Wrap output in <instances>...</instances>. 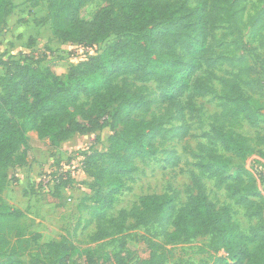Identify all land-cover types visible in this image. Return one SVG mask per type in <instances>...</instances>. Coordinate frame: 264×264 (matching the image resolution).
<instances>
[{"label": "trees", "instance_id": "trees-1", "mask_svg": "<svg viewBox=\"0 0 264 264\" xmlns=\"http://www.w3.org/2000/svg\"><path fill=\"white\" fill-rule=\"evenodd\" d=\"M88 1L49 2V29L55 40L77 45L113 38L103 55L89 56L71 66L64 80L29 64H1L5 72L0 75V264H23L20 259L25 254L27 264H98L93 252L78 251L65 241L33 244L35 250L29 254L32 241L19 225L24 215L1 198L9 183V169L27 164L29 133L57 146L75 134L108 128L107 150L86 153L81 160L83 173L93 183L94 196L88 199L95 206L91 210L97 222L94 237L102 240L109 236L103 225L113 221L106 222L105 217L124 180L136 172L137 160L155 156L156 140L164 134L161 123L136 118L149 111L145 97L116 81L131 78L137 84H155L159 92L156 102L176 112L180 127L170 133L181 140L189 131L185 113L193 100L208 95L219 61L237 73L220 81V113L212 116L209 131L203 136L208 144L228 154L235 166L230 168L229 160H223L208 164L206 172L231 177L236 183V204L257 221L249 231L250 239L232 222L226 208L217 209L208 200L196 175L191 178L194 194L180 208L170 193L147 195L120 215L132 221L131 228L148 221L169 227L171 231L164 229L162 233L166 245L210 236L213 253H222L211 264H264V197L242 165L257 152L251 139L235 131L240 123L253 130L264 126L260 103L263 86L259 72L248 64L246 56L213 59L220 29L221 37L230 38L236 50L242 45V4L246 0H104L106 6L91 22H85L78 13ZM11 9L12 0H0V32ZM250 26L254 35H260L264 8ZM82 96L90 98L88 105L80 103ZM255 144L264 148V137L256 135ZM248 242L257 245L255 251L249 250ZM126 245L123 242L118 252L108 254L107 263L127 264L130 253ZM152 249L150 264H164L170 257L161 245Z\"/></svg>", "mask_w": 264, "mask_h": 264}, {"label": "rangeland", "instance_id": "rangeland-1", "mask_svg": "<svg viewBox=\"0 0 264 264\" xmlns=\"http://www.w3.org/2000/svg\"><path fill=\"white\" fill-rule=\"evenodd\" d=\"M51 1L12 0L7 23L0 32V75L5 72L1 64L16 61L43 71L47 69L64 80L71 66L89 56L103 55L105 47L114 41L110 38L107 41L95 40L77 45L55 40L49 29L47 14V5ZM105 6L104 0H90L82 6L78 17L82 21L91 22ZM263 8L264 3L255 0H246L242 4L245 23L242 45L236 50L230 45V38L225 40L221 37L223 31L220 29L213 44V59L246 56L248 64L254 65L259 72L258 79L264 92V28L260 35H254L250 26ZM236 73V69L219 61L208 95L193 100L185 113L189 131L181 140L173 138L170 133V130L180 127L176 112L156 102L159 92L155 84H137L131 78L116 81L117 85L125 83L145 97L150 105L149 111L147 114L136 115V118L161 123L164 134L156 140L155 156L149 160H137L136 172L124 180V187L115 197L112 210L106 214L105 221L111 220L113 223L103 225L109 236L102 240L94 237L97 222L91 216V210L95 206L88 199L94 196L93 183L80 170V161L86 153L107 150L110 136L108 128L94 133L75 134L57 146L50 145L47 140L37 139L34 133L29 134L27 164L18 168L20 171L9 170V184L1 195L5 204L17 206L24 212L19 225L28 232L27 238L32 241L29 254L35 250L33 244L65 241L73 244L78 251L93 252L98 264H108L107 255L118 252L124 242L130 253L127 264H150L153 245L163 246V250L170 255L164 264H211L212 259L222 253H213L210 236L166 245L162 233L164 229L171 231L169 227L163 228L154 221H148L142 226L131 228L132 221L124 220L120 215L122 211L127 212L137 204L140 197L147 195L170 193L180 208L194 194L191 183L193 175L200 178L208 200L217 209L226 208L232 222L250 239L249 231L256 226L257 221L246 208L236 204L233 195L236 183L231 177L222 178L206 172L208 164H220L223 160H229L228 167L235 166V161H231L228 154L218 146L208 144L203 135L209 131L212 116L220 113V81ZM243 79L239 80L242 82ZM80 103L88 105L90 98L82 96ZM260 103L264 120V95ZM235 131L251 139L257 152L248 156L242 165L253 176L264 197V148L255 144L256 135L264 137V126L253 130L240 123ZM248 248L253 252L257 245L248 242ZM20 260L27 264L28 254Z\"/></svg>", "mask_w": 264, "mask_h": 264}, {"label": "crops", "instance_id": "crops-1", "mask_svg": "<svg viewBox=\"0 0 264 264\" xmlns=\"http://www.w3.org/2000/svg\"><path fill=\"white\" fill-rule=\"evenodd\" d=\"M6 23H7V22H6ZM31 133H33V132H31ZM31 133H29V134H31ZM29 134H28V137H29ZM34 134H35V133H34ZM35 136H36V135H35ZM36 138H37V137H36ZM24 167H25V166H24ZM21 168H23V167H21ZM16 169H17L18 171H20L18 168H15V170H16ZM9 170H10V169H9ZM8 172H9V171H8ZM20 178H21V177H20ZM8 179H9V175H8ZM8 184H9V183H8ZM5 190H6V189H5ZM5 190H4V191H5ZM2 194H3V193H2ZM6 205H7V204H6ZM7 206H8V205H7ZM8 207H10V206H8ZM10 208H12V209H16V210H19V211L22 212L23 215H24V212L21 210V208H19V207H17V206H16V207H12V206H11Z\"/></svg>", "mask_w": 264, "mask_h": 264}, {"label": "built area", "instance_id": "built-area-1", "mask_svg": "<svg viewBox=\"0 0 264 264\" xmlns=\"http://www.w3.org/2000/svg\"><path fill=\"white\" fill-rule=\"evenodd\" d=\"M82 160V159H81ZM80 170L82 171V169H81V161H80ZM49 180H47L46 182H48ZM46 182H44V183H46Z\"/></svg>", "mask_w": 264, "mask_h": 264}]
</instances>
